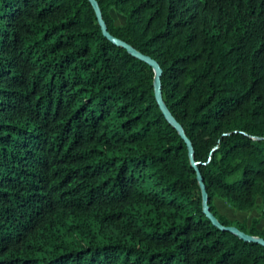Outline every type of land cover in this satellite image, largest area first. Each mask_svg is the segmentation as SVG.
<instances>
[{"label": "trees", "instance_id": "1", "mask_svg": "<svg viewBox=\"0 0 264 264\" xmlns=\"http://www.w3.org/2000/svg\"><path fill=\"white\" fill-rule=\"evenodd\" d=\"M95 1L264 241V0ZM153 80L88 0H0V264H264Z\"/></svg>", "mask_w": 264, "mask_h": 264}, {"label": "water", "instance_id": "2", "mask_svg": "<svg viewBox=\"0 0 264 264\" xmlns=\"http://www.w3.org/2000/svg\"><path fill=\"white\" fill-rule=\"evenodd\" d=\"M88 2L90 3L98 25L100 27V30L102 32V35L111 43H113L114 45H116L119 48L124 49L128 54H130L131 56H133L134 58L146 63L148 66H150L154 72V80H153V90H154V96L156 99V102L164 116V118L167 120V122L177 131V133L179 134V136L181 137V139L184 141L187 149H188V157L190 160V164L192 166V168L195 170L196 172V179L198 182V185L200 187V192H201V200H202V212L203 214L206 216V218L214 225L216 226L218 229H220L221 231H226L229 232L233 235H235L236 237H238L240 240H243L244 242H254L257 244H260L262 246H264V241L258 237H253L250 236L248 234H245L243 232H241L239 229H237L236 227H223L222 225H220V223L217 221V219L213 216V214L210 212L208 204H207V193L203 184V180L201 178V175L199 173V171L197 170L196 164L193 161V156H192V146L191 143L189 142V140L187 139V137L185 136L181 126L176 122V120L173 118V116L170 114V112L168 111L167 107L165 106L162 97H161V86H160V75H161V70L158 66V64L153 61L151 58L144 56L143 54L139 53L138 51H136L135 49H133L131 46H129L128 44H126L125 42L111 36L106 28V25L102 19L101 16V12L99 10V7L97 5V2L95 0H88Z\"/></svg>", "mask_w": 264, "mask_h": 264}, {"label": "rangeland", "instance_id": "3", "mask_svg": "<svg viewBox=\"0 0 264 264\" xmlns=\"http://www.w3.org/2000/svg\"><path fill=\"white\" fill-rule=\"evenodd\" d=\"M112 17H113L116 25H122L123 24L124 20L120 15L113 12ZM215 205H216L218 211L222 215L226 216L227 218H229L231 220H238V221L247 220V221H249L251 217H257L258 216V214L255 212H236L226 202H224L222 200L216 199ZM258 228L261 230H264V219L260 221Z\"/></svg>", "mask_w": 264, "mask_h": 264}]
</instances>
